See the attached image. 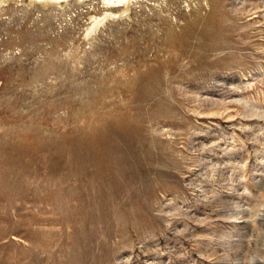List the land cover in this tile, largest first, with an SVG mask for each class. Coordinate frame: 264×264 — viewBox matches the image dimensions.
I'll return each mask as SVG.
<instances>
[{
	"label": "rangeland",
	"instance_id": "rangeland-1",
	"mask_svg": "<svg viewBox=\"0 0 264 264\" xmlns=\"http://www.w3.org/2000/svg\"><path fill=\"white\" fill-rule=\"evenodd\" d=\"M0 264H264V0H0Z\"/></svg>",
	"mask_w": 264,
	"mask_h": 264
},
{
	"label": "bare ground",
	"instance_id": "bare-ground-1",
	"mask_svg": "<svg viewBox=\"0 0 264 264\" xmlns=\"http://www.w3.org/2000/svg\"><path fill=\"white\" fill-rule=\"evenodd\" d=\"M49 1H57V2H61V1H68V0H49ZM131 0H107L108 3H111V4H116V5H128L129 2ZM102 18H97L96 21H100Z\"/></svg>",
	"mask_w": 264,
	"mask_h": 264
}]
</instances>
